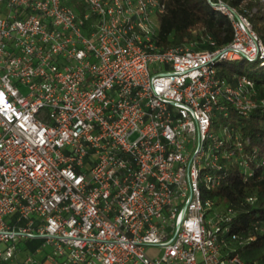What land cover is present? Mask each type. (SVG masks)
<instances>
[{
	"label": "built area",
	"instance_id": "built-area-1",
	"mask_svg": "<svg viewBox=\"0 0 264 264\" xmlns=\"http://www.w3.org/2000/svg\"><path fill=\"white\" fill-rule=\"evenodd\" d=\"M165 1L0 0V264H258L208 190L251 175L232 113L264 104L219 62L264 63V43L210 0L228 43L163 46Z\"/></svg>",
	"mask_w": 264,
	"mask_h": 264
},
{
	"label": "trees",
	"instance_id": "trees-1",
	"mask_svg": "<svg viewBox=\"0 0 264 264\" xmlns=\"http://www.w3.org/2000/svg\"><path fill=\"white\" fill-rule=\"evenodd\" d=\"M238 5L249 15L254 30L264 43V10L260 0H228ZM204 34L209 38L196 41L195 47L214 48L228 43L232 38V27L227 16L215 8L210 0H166L165 9L158 16L157 40L163 45L200 39ZM213 41V43H210ZM220 73L231 79L232 75H246L255 82L257 95H264V63L260 59L252 61L245 58L219 62ZM233 122L248 137L245 155L251 168L246 179L243 171L229 166L224 181L209 189L219 208H231L230 231L240 235L256 234V239L244 245H235V250L247 261L257 260L264 264V232L258 227L264 224V104L256 106L248 115L232 113ZM254 193V203L245 197ZM233 245V243H231Z\"/></svg>",
	"mask_w": 264,
	"mask_h": 264
},
{
	"label": "rangeland",
	"instance_id": "rangeland-1",
	"mask_svg": "<svg viewBox=\"0 0 264 264\" xmlns=\"http://www.w3.org/2000/svg\"><path fill=\"white\" fill-rule=\"evenodd\" d=\"M260 2H261V5H262V10H264V0H260ZM224 121H225V118L222 119L221 116L218 115V116L216 117V120L213 122L212 125L215 127L216 130H219L221 124H222ZM147 250H148L149 252L154 251V249H152V248H150V247H147Z\"/></svg>",
	"mask_w": 264,
	"mask_h": 264
}]
</instances>
